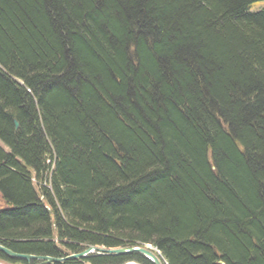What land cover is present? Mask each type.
<instances>
[{"label":"trees","instance_id":"trees-1","mask_svg":"<svg viewBox=\"0 0 264 264\" xmlns=\"http://www.w3.org/2000/svg\"><path fill=\"white\" fill-rule=\"evenodd\" d=\"M0 244L264 264V0H0Z\"/></svg>","mask_w":264,"mask_h":264},{"label":"water","instance_id":"water-1","mask_svg":"<svg viewBox=\"0 0 264 264\" xmlns=\"http://www.w3.org/2000/svg\"><path fill=\"white\" fill-rule=\"evenodd\" d=\"M15 128L18 127V123L14 121ZM93 251L96 252L97 256H118V255H126V254H140L143 256L148 262L151 264H163L161 259L152 251L150 247L146 245H135L129 248H115V249H102L97 246L92 247L89 246L82 252L78 253H70L63 257H50V256H42V255H34V254H23L16 253L7 247L0 244V253L6 255L7 257L14 258L15 260H21L29 262L31 260H42L45 262H61L68 259H77L81 257L89 256Z\"/></svg>","mask_w":264,"mask_h":264},{"label":"rangeland","instance_id":"rangeland-1","mask_svg":"<svg viewBox=\"0 0 264 264\" xmlns=\"http://www.w3.org/2000/svg\"><path fill=\"white\" fill-rule=\"evenodd\" d=\"M34 183L36 184V187L37 188H40V185L39 184H37L38 182H35L34 181ZM42 185H44V187H46V183L44 184V183H42ZM36 188V189H37ZM144 245H146V246H148V247H150V250H152L158 257H159V259H161V261H162V263L163 264H166V261L164 260V258L162 257V255L160 254V252L155 248V247H153L152 245H150V244H144ZM90 246V245H89ZM129 246H134V245H129ZM88 247V246H87ZM122 247H125V246H122ZM127 247V246H126ZM85 249V248H84ZM110 249H112V248H110ZM2 254V253H1ZM23 254H28V253H23ZM4 255V254H3ZM131 255H133V254H131ZM5 257H7L6 255H4ZM42 256H46V255H42ZM126 256H130V255H126ZM7 258H10V257H7ZM11 259H14V258H11ZM133 259V258H132ZM31 261H40V260H31ZM30 262V261H29ZM41 262H45V261H42L41 260ZM135 262V261H134ZM0 264H8V261H5V260H0Z\"/></svg>","mask_w":264,"mask_h":264},{"label":"bare ground","instance_id":"bare-ground-1","mask_svg":"<svg viewBox=\"0 0 264 264\" xmlns=\"http://www.w3.org/2000/svg\"><path fill=\"white\" fill-rule=\"evenodd\" d=\"M90 246H92V245H90ZM89 247V246H88ZM88 247H86V248H88ZM92 247H95V246H92ZM129 247H133V246H125V247H119V248H129ZM85 248V249H86ZM99 248H102V247H99ZM85 249H83V250H85ZM102 249H105V248H102ZM112 249H115V248H112ZM83 250H81V251H79V252H82ZM76 253H78V252H76ZM96 254V252L95 251H93L91 254H89V257H96L97 255H95ZM126 255H131V254H126ZM100 256V255H99ZM118 256H123V255H118ZM88 256H86V257H81V258H77V259H80V260H82V259H85V258H87ZM125 264H139V263H136V262H134V261H131V262H127V263H125Z\"/></svg>","mask_w":264,"mask_h":264}]
</instances>
